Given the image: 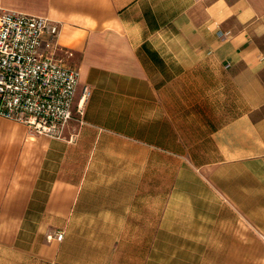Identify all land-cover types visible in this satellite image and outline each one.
Returning a JSON list of instances; mask_svg holds the SVG:
<instances>
[{"label":"crops","instance_id":"1","mask_svg":"<svg viewBox=\"0 0 264 264\" xmlns=\"http://www.w3.org/2000/svg\"><path fill=\"white\" fill-rule=\"evenodd\" d=\"M0 8L90 90L64 138L0 115V264H264V0Z\"/></svg>","mask_w":264,"mask_h":264},{"label":"built area","instance_id":"2","mask_svg":"<svg viewBox=\"0 0 264 264\" xmlns=\"http://www.w3.org/2000/svg\"><path fill=\"white\" fill-rule=\"evenodd\" d=\"M60 25L43 15L0 8V115L27 125L33 135L64 138L76 111L80 71L68 66L59 45ZM63 230L47 234L62 240Z\"/></svg>","mask_w":264,"mask_h":264},{"label":"rangeland","instance_id":"3","mask_svg":"<svg viewBox=\"0 0 264 264\" xmlns=\"http://www.w3.org/2000/svg\"><path fill=\"white\" fill-rule=\"evenodd\" d=\"M189 170H196V167L194 165H189Z\"/></svg>","mask_w":264,"mask_h":264}]
</instances>
